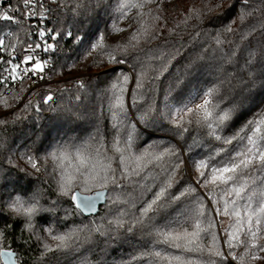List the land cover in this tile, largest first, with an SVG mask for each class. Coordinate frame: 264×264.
Returning a JSON list of instances; mask_svg holds the SVG:
<instances>
[{
    "label": "trees",
    "instance_id": "1",
    "mask_svg": "<svg viewBox=\"0 0 264 264\" xmlns=\"http://www.w3.org/2000/svg\"><path fill=\"white\" fill-rule=\"evenodd\" d=\"M41 2L44 4L43 9L39 7ZM119 2L120 0H57L56 4H52L50 0H36V8L33 10L37 14L26 18L22 0H0V12L10 8L20 9L19 12H10L19 23L0 21V36L9 31L15 33L12 37H5L6 50L0 51V61L12 59L13 63L20 64L29 43L43 45L44 42L38 36L39 30L57 28L63 36L58 42L56 53H44L50 63L46 84L41 87L30 89L26 81L19 79L13 82L9 74L4 72V68L10 65L0 62V77H9L6 83L0 84V121L5 122L0 123V233H3L0 252L13 251L18 264H147V258L141 257V253L152 246V238L139 232L129 235L123 229L104 236L94 233L91 242L84 243L68 254L43 252V242L52 245L56 243L48 236V229H52L54 233H62L74 227L103 225L108 228L110 226L107 221L117 214L118 209L126 207L108 199L96 215L80 214L70 198L58 195L60 161H54L50 155L58 144L79 143L86 139L89 133L95 132L97 125L104 134L106 143L110 145L113 129L107 110L110 95L107 89L118 73L124 72L131 77L125 102L139 131V139L135 145L138 150L149 144L163 147L177 142L172 134L157 131L158 124L145 128L136 119L139 113L131 107V93L135 88L136 73L142 67L149 77L155 76L171 59L168 71L160 79L145 84V98L137 104L141 111L150 104H154L158 110L165 109L166 104L176 103L177 97L186 95L192 89L202 94L215 86H220L223 90V107L234 96L252 88L257 104L253 111L246 113L242 120L229 129L228 134H231L256 112L264 109V104L260 103L264 100V92L260 91V77L264 73V0H154L142 10L132 8L128 11V14H133L131 30L120 39L112 41L109 35L121 20L116 10ZM61 3L65 6L62 7ZM77 4L82 7L77 9ZM217 4L220 7H216ZM140 11L144 15H139ZM197 11L202 14L203 22L197 20ZM41 12L44 13L43 19ZM156 16L160 19H154ZM141 22L152 26L151 32L148 36L141 35L140 43L135 48L129 47L126 54L122 50L117 51V59L124 58L126 63L110 64L108 57L100 55L98 49L91 54L88 63L82 65L85 48L90 47V43L100 34L104 35V43L110 49L126 45L132 34L140 29ZM228 28H231L230 32L227 31ZM68 31L73 33L71 39L66 35ZM77 35L83 37L80 43L75 40ZM217 35L223 41L220 45L215 40ZM45 39L54 43L47 36ZM9 45L15 47L14 52ZM250 53L255 55V61L251 65V70L256 73L255 84L249 76L250 68L247 65ZM161 54L164 56L163 60L158 59ZM149 56L153 59L149 60ZM200 57L203 59L198 60ZM192 61H198L195 75L184 77L183 84L177 88V79ZM149 63L156 71L146 67ZM122 65L126 68L121 67ZM68 74L74 77L64 79ZM81 81L85 85L84 89L78 88V82ZM149 88L151 91H147ZM49 93L52 94L53 101L44 104L43 97ZM77 95L80 100L76 99ZM4 100L8 107L4 106ZM29 100L32 104L25 111ZM36 105L40 107L39 113L35 111ZM76 116L80 118L76 119ZM163 127L170 126L164 124ZM199 134H202V130L193 125L185 138L191 143L192 137ZM72 137L76 140L72 141ZM205 142V149H196V152L185 155L187 171L181 169L182 178L172 189L173 192L194 182L195 172L189 157L197 153L204 155L213 146H218L216 142ZM29 157L41 171H36L31 166ZM127 190L139 196V189L134 191L132 185ZM198 191L202 194L204 189L198 187ZM17 193L25 196L31 194V199L38 200L43 209L50 210L38 215L32 229H26L25 220L15 219L7 211L8 202ZM147 198H151L150 193ZM206 202L211 207V201ZM141 206L138 203L137 209L133 211L139 214ZM217 230L223 238L224 234L219 232V224ZM259 243L264 244V239ZM221 245L223 247V239ZM224 251L227 249L224 248ZM237 251L241 252L243 249ZM260 255L264 256V253ZM228 264L236 262L229 257ZM253 264H264V260Z\"/></svg>",
    "mask_w": 264,
    "mask_h": 264
},
{
    "label": "snow or ice",
    "instance_id": "2",
    "mask_svg": "<svg viewBox=\"0 0 264 264\" xmlns=\"http://www.w3.org/2000/svg\"><path fill=\"white\" fill-rule=\"evenodd\" d=\"M22 2L26 18L37 14L33 10L36 8V0ZM50 2L56 4L57 0ZM153 2L154 0H120L116 10L120 19H123L132 8L142 10ZM61 6L65 5L61 3ZM39 7L43 9L44 4L39 3ZM80 7L82 5H76L77 9ZM216 7L220 5L217 4ZM19 11V8L5 9L0 12V21L19 23L10 14ZM138 14L144 15L142 11ZM40 15L43 19L44 13L41 12ZM195 15L197 20L203 22L200 12L197 11ZM154 19L159 20L160 17L156 16ZM151 28L152 26L141 22L140 29L132 34L129 44L117 45L111 49L105 45L104 35L100 34L90 43V47L85 48L83 56L86 58L99 49V54L106 55L110 64H124V58L117 59V51L122 50L126 54L129 47L135 48L140 43V36H148ZM116 31L122 32L124 29L116 28ZM227 31L230 32L231 28ZM14 35L15 33L9 31L0 36V51L6 50L5 37ZM66 35L70 39L73 37L71 31ZM38 36L44 42L43 45L29 43L25 49L27 54L21 61L30 64L29 67L21 69L20 64L13 63L12 59L0 61L10 65L4 68V72L9 74L13 82L18 79V75L44 72L50 61L40 59L36 50L56 53L58 42L63 38L61 30L57 28L39 30ZM46 36L54 43H49ZM75 40L80 43L83 37L77 35ZM215 40L218 45L223 43L219 35ZM9 46L14 52L15 47ZM163 58V54L158 57L161 60ZM174 58L175 56L172 57ZM148 59L153 57L149 56ZM202 59L203 57L198 58ZM254 61L255 55L250 53L247 65L253 84L256 82V73L251 70ZM197 62L192 61L186 65L184 74L176 81L177 88L183 84L184 77L195 75ZM170 64L171 59L155 76L149 77L143 67L136 73L131 107L137 109L139 114L136 119L145 128L158 124L156 130L172 134L177 139L176 143L163 147L149 144L142 150L135 147L139 131L125 102L131 77L120 72L107 89L110 93L107 110L113 129L110 145L106 143L105 136L97 125L95 132L89 133L81 142L58 144L56 150L50 153L54 161H60L58 195L70 198L80 214L91 213L102 198L111 199L114 204L126 207L118 209L117 214L107 221L110 226L108 228L103 225L74 227L62 233H54L52 229H48V236L56 243L52 245L43 242L44 254H68L82 247L84 243L91 242L94 233L104 236L123 229L129 235L139 232L152 238V246L141 253V257L147 258V264H228L229 257L236 264H253L255 261L264 260V256L260 255L264 253V244L259 243L264 239V109L256 112L231 134H228L229 129L242 120L246 113L253 111L257 104L252 88L234 96L223 107V90L220 86H215L202 94L192 89L186 95L177 97L176 103L166 104L165 109L158 110L154 104H150L141 111L137 104L145 98V84L160 79L168 71ZM146 67L156 71L150 63ZM9 77H0V84L6 83ZM84 87L82 81L78 82L79 89ZM21 91L24 89L21 88ZM260 91L264 92V73L260 77ZM170 92L171 88L169 94ZM76 99L80 100V96L77 95ZM165 99H168L167 95ZM197 100L200 102L197 103ZM50 101H53L51 93L43 97L44 104H49ZM2 102L8 107L6 100ZM260 103L264 104V100ZM31 104L29 100L25 111ZM35 111L40 112L39 105L35 106ZM164 124L170 127L165 128ZM193 125L202 130V134L192 137V142L188 143L185 137ZM70 139L76 140L75 137ZM205 141L216 142L218 146H213L204 155L197 153L189 157L195 172L194 182L186 184L178 192H173L172 189L182 178L181 169L187 171L185 155L196 152V149H205ZM29 162L36 168L31 157ZM154 169L159 171L154 172ZM188 174L192 175L191 172ZM129 185L133 186L134 191L139 189L138 197L127 190ZM197 186L204 189L202 194ZM149 193L150 199L147 198ZM206 201H211V207ZM138 203L142 205L138 209L139 214L133 211L137 209ZM37 217L38 215H29L24 227L34 228ZM220 217L224 219L218 220ZM218 224L219 232L224 234L223 238L218 234ZM0 239H3V233H0ZM160 245L165 247H158ZM241 248L243 251L238 252L237 249ZM0 256L6 258V264H13V253L0 252Z\"/></svg>",
    "mask_w": 264,
    "mask_h": 264
},
{
    "label": "clouds",
    "instance_id": "3",
    "mask_svg": "<svg viewBox=\"0 0 264 264\" xmlns=\"http://www.w3.org/2000/svg\"><path fill=\"white\" fill-rule=\"evenodd\" d=\"M31 194L25 196L17 193L7 204V211L15 219L27 220L29 215L35 217L42 213L40 202L30 198Z\"/></svg>",
    "mask_w": 264,
    "mask_h": 264
},
{
    "label": "built area",
    "instance_id": "4",
    "mask_svg": "<svg viewBox=\"0 0 264 264\" xmlns=\"http://www.w3.org/2000/svg\"><path fill=\"white\" fill-rule=\"evenodd\" d=\"M36 53L39 54V58L40 59H42V60L46 59V56H45L44 52L42 51V49H37ZM36 53H33V55H35ZM26 54L27 53L25 51L24 55H26ZM23 57H22L21 61L23 60ZM21 61H20L21 69L30 66V64L21 63ZM48 74H49V66L47 65L45 70H44V72H36L35 74L29 73L27 76H19L18 75V79L21 80V81H26L27 86L30 89H35V88L41 87V86L46 84V78H47ZM41 77H43V79H41ZM34 169L36 171H41V168L38 167V166H36V168H34Z\"/></svg>",
    "mask_w": 264,
    "mask_h": 264
},
{
    "label": "rangeland",
    "instance_id": "5",
    "mask_svg": "<svg viewBox=\"0 0 264 264\" xmlns=\"http://www.w3.org/2000/svg\"><path fill=\"white\" fill-rule=\"evenodd\" d=\"M132 12H130L125 18L121 19L120 22H118V25L116 28H122L124 29V31L122 32H117L116 31V28H114L112 31H111V34L109 35V39L112 40V41H116L118 39H120L123 35H125L126 33H128L130 30H131V23H132ZM91 59V55H88L85 59H84V62H83V66H85L88 61ZM74 76L68 74L65 76L64 79H70Z\"/></svg>",
    "mask_w": 264,
    "mask_h": 264
},
{
    "label": "water",
    "instance_id": "6",
    "mask_svg": "<svg viewBox=\"0 0 264 264\" xmlns=\"http://www.w3.org/2000/svg\"><path fill=\"white\" fill-rule=\"evenodd\" d=\"M121 67H124L126 68V66L122 65ZM106 200H104L103 198L97 203L96 205V208L95 210H93L91 213H84L82 214L83 216H94L98 213V210L101 206H103L105 204ZM1 252H11L13 253V257H12V260H13V264H18L16 262V259H15V253L13 251H7V250H4V251H1ZM0 259H1V262L2 264H6V258L3 257V256H0Z\"/></svg>",
    "mask_w": 264,
    "mask_h": 264
}]
</instances>
